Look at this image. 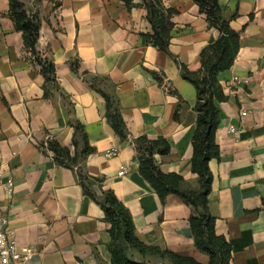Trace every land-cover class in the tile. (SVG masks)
Listing matches in <instances>:
<instances>
[{"label":"crops","instance_id":"1","mask_svg":"<svg viewBox=\"0 0 264 264\" xmlns=\"http://www.w3.org/2000/svg\"><path fill=\"white\" fill-rule=\"evenodd\" d=\"M20 1L40 17L36 50L54 63L56 75L47 80L9 16V0H0V201L16 242L33 248L26 264H113L104 209L85 193L77 166L55 162L49 140L80 159L97 196L113 190L141 241L209 264L195 243L192 208L176 194L161 200L139 170L134 139L167 140L170 151L154 155L159 168L199 187L192 170L197 89L183 78L181 64L198 71L202 50L219 31L194 0H164L177 13L162 51L145 39L151 25L144 8L128 9L121 0ZM219 4L226 18L237 14L230 25L240 47L234 64L218 75L227 99L217 103L220 155L209 161V209L216 233L238 246L230 264H264V0ZM105 95L116 101L126 138L108 119ZM242 110L248 114L241 117ZM231 123L242 128L241 138L229 133ZM75 124L93 152L83 154ZM8 180L11 192L1 185ZM130 255L163 264L150 252L130 249Z\"/></svg>","mask_w":264,"mask_h":264},{"label":"trees","instance_id":"2","mask_svg":"<svg viewBox=\"0 0 264 264\" xmlns=\"http://www.w3.org/2000/svg\"><path fill=\"white\" fill-rule=\"evenodd\" d=\"M128 9L141 7L147 11V20L151 32L145 34V39L162 51H168L172 38V17L177 13L174 8L164 5V0H121ZM139 1V2H137ZM200 11L206 15L209 27L219 31V37L212 40L201 52V68L191 71L181 64V74L184 79L193 83L197 89L195 110L198 113L196 128L193 136L192 170L197 173L198 188L187 186L183 176L175 172H163L155 162V153H168L171 145L165 139L151 140L146 135L134 139L137 149V159L141 174L151 183L159 197L164 202L169 194L182 197L192 208L190 225L196 246L209 256V264H230L232 253L238 249L234 241H228L215 231V219L209 209V193L213 180L209 169V161L219 158L220 149L215 139V133L220 122L218 101H224L227 96L218 81L219 73L229 69L239 52V34L230 25L232 19L226 18L219 0H194ZM9 16L18 31L23 32L26 48L36 56L42 73L50 82L56 81L54 63L42 58L36 50L41 20L38 13L28 14L25 4L20 0H9ZM158 78V75L156 76ZM108 103L107 116L115 131L122 137L129 135L126 123L119 111L116 101L110 95H105ZM82 130L80 125H74ZM85 140L84 155L94 151L87 142V136L81 131ZM42 147L45 145L42 143ZM47 147L54 151L57 164L75 168L85 193L97 200L105 212V218L110 223L111 241L109 248L113 264H148L136 261L130 255V249L140 253L150 252L168 258L172 264H201L190 256L180 255L169 249L156 245H147L135 233L132 215L125 204L115 195L113 190L103 191L97 196L85 183L88 175L82 168L80 159L71 155L68 147L57 141H47Z\"/></svg>","mask_w":264,"mask_h":264},{"label":"built area","instance_id":"3","mask_svg":"<svg viewBox=\"0 0 264 264\" xmlns=\"http://www.w3.org/2000/svg\"><path fill=\"white\" fill-rule=\"evenodd\" d=\"M235 82L241 81L238 76H234ZM248 83V80H245ZM248 112L242 110L240 112L241 117L246 116ZM228 131L235 138H241L243 135L242 128L237 124H229ZM116 150L108 151V154H114ZM8 192L13 191L14 182L8 180L5 183H1ZM33 253V248L28 245H19L16 240L13 231L8 227V217L5 210L2 207L0 201V264H26Z\"/></svg>","mask_w":264,"mask_h":264},{"label":"rangeland","instance_id":"4","mask_svg":"<svg viewBox=\"0 0 264 264\" xmlns=\"http://www.w3.org/2000/svg\"><path fill=\"white\" fill-rule=\"evenodd\" d=\"M155 258L158 259L159 261H161L163 264H167L169 259L165 258V257H161L159 254H154Z\"/></svg>","mask_w":264,"mask_h":264}]
</instances>
